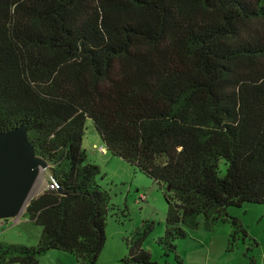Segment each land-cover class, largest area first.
<instances>
[{
	"label": "trees",
	"instance_id": "1",
	"mask_svg": "<svg viewBox=\"0 0 264 264\" xmlns=\"http://www.w3.org/2000/svg\"><path fill=\"white\" fill-rule=\"evenodd\" d=\"M86 119L104 152L164 188V254L198 217L244 238L225 210L264 204V0H0V132L25 126L55 185L24 208L38 242L0 241V264L48 250L95 263L113 206L81 148ZM150 228L117 264H153Z\"/></svg>",
	"mask_w": 264,
	"mask_h": 264
},
{
	"label": "rangeland",
	"instance_id": "2",
	"mask_svg": "<svg viewBox=\"0 0 264 264\" xmlns=\"http://www.w3.org/2000/svg\"><path fill=\"white\" fill-rule=\"evenodd\" d=\"M93 143L98 145L102 142L91 120L86 119L81 148L87 160L98 165L100 173L96 181L108 193L109 204L113 206L107 211L105 239L94 264H117L128 253L126 239L131 238L134 231H143L149 226L151 228L141 246L150 253L153 264H264L262 203L245 202L226 208L227 216L236 218L244 227L247 233L244 238L232 240L233 226L228 217L208 225L198 217L195 227L180 224L184 236L172 239L175 251L164 254V249L157 242L165 234L164 188L121 158L99 152ZM225 169L226 162L220 159L218 176H223ZM48 178L49 171L40 169L30 198L48 187ZM23 212L16 217L1 219V242L28 246L38 242L41 227L28 221ZM70 255L60 250H48L38 258V264H66L67 257H74Z\"/></svg>",
	"mask_w": 264,
	"mask_h": 264
},
{
	"label": "water",
	"instance_id": "3",
	"mask_svg": "<svg viewBox=\"0 0 264 264\" xmlns=\"http://www.w3.org/2000/svg\"><path fill=\"white\" fill-rule=\"evenodd\" d=\"M47 166L27 141L25 126L0 132V219L16 217L24 210L38 172ZM57 192L63 194L60 188Z\"/></svg>",
	"mask_w": 264,
	"mask_h": 264
},
{
	"label": "built area",
	"instance_id": "4",
	"mask_svg": "<svg viewBox=\"0 0 264 264\" xmlns=\"http://www.w3.org/2000/svg\"><path fill=\"white\" fill-rule=\"evenodd\" d=\"M96 149L99 151V152H101V153H103L104 151H105V149H104V147L103 146H99V147H96ZM54 184L53 183H50L49 182V185H48V188H54ZM3 220H5V219H3ZM1 224H3V221H1V219H0V225Z\"/></svg>",
	"mask_w": 264,
	"mask_h": 264
},
{
	"label": "crops",
	"instance_id": "5",
	"mask_svg": "<svg viewBox=\"0 0 264 264\" xmlns=\"http://www.w3.org/2000/svg\"><path fill=\"white\" fill-rule=\"evenodd\" d=\"M99 146L100 145H102L101 143H99L98 144ZM98 145H96V143H93V146H98ZM28 220V219H27ZM29 221V220H28ZM67 254H69V253H67ZM70 256H72V255H70ZM66 264H75V261H74V258L73 257H67L66 258ZM128 264V263H127Z\"/></svg>",
	"mask_w": 264,
	"mask_h": 264
},
{
	"label": "clouds",
	"instance_id": "6",
	"mask_svg": "<svg viewBox=\"0 0 264 264\" xmlns=\"http://www.w3.org/2000/svg\"><path fill=\"white\" fill-rule=\"evenodd\" d=\"M101 146V145H100ZM97 147H99V146H97ZM96 148V147H95ZM48 188V187H47ZM24 211V210H23Z\"/></svg>",
	"mask_w": 264,
	"mask_h": 264
}]
</instances>
